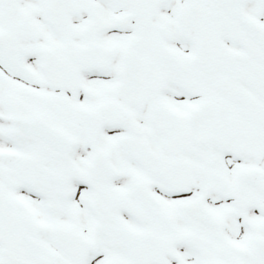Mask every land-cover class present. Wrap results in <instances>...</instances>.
<instances>
[{"label":"snow or ice","instance_id":"6c2138e0","mask_svg":"<svg viewBox=\"0 0 264 264\" xmlns=\"http://www.w3.org/2000/svg\"><path fill=\"white\" fill-rule=\"evenodd\" d=\"M0 264H264V0H0Z\"/></svg>","mask_w":264,"mask_h":264}]
</instances>
